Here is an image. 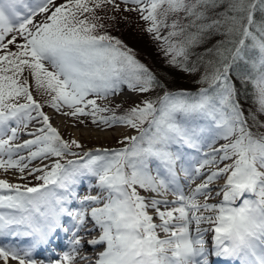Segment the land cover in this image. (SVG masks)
I'll return each instance as SVG.
<instances>
[{
	"label": "snow or ice",
	"instance_id": "6c2138e0",
	"mask_svg": "<svg viewBox=\"0 0 264 264\" xmlns=\"http://www.w3.org/2000/svg\"><path fill=\"white\" fill-rule=\"evenodd\" d=\"M122 2L136 5L125 11H137L147 22L145 30L161 42L171 66L189 73L203 69L197 83L204 87L167 90L120 39L100 33L104 24L97 9L107 4L118 9L115 0H66L39 23L34 18L49 13L54 0H0V170L15 169L21 180L34 176L41 182L29 186L0 179V239L30 238L24 247L0 245V259L74 264L83 247L79 233L98 228L99 237L88 241L93 249L105 245L95 264H211L209 256L228 264H264V132L259 131L264 128V0ZM221 8L216 18L209 17ZM16 34L23 43H16ZM213 35L222 39L190 65L191 49ZM29 78L58 112L67 107L71 111L64 115L90 116L92 123L109 127L123 124L139 134L126 136L121 141L126 147L81 155L73 149L82 145L65 140L44 114ZM235 81L251 85L256 107L247 115ZM123 86L163 92L122 115L97 103L119 95ZM34 120L41 126L25 132L33 138L16 143ZM220 140L225 143L217 147ZM33 161L40 165L30 167ZM88 176L97 182L80 195L77 186ZM220 179L225 182L215 194L222 199L209 203L211 186ZM138 189L155 195L146 198ZM169 192L174 200L156 198ZM73 201L78 208L69 207ZM64 217L71 218L68 226ZM89 217L92 226L86 227ZM203 223L212 227L202 229ZM209 230L211 248L204 239ZM58 231L68 237L67 250L52 248L49 257L37 259L36 252L48 248Z\"/></svg>",
	"mask_w": 264,
	"mask_h": 264
},
{
	"label": "rangeland",
	"instance_id": "374dc122",
	"mask_svg": "<svg viewBox=\"0 0 264 264\" xmlns=\"http://www.w3.org/2000/svg\"><path fill=\"white\" fill-rule=\"evenodd\" d=\"M66 0H54V3L49 6L50 12L49 13H42L37 15L34 18V23H39L45 19L47 15H50L51 11L55 10V7L60 6L61 4H64ZM115 3L119 5V8L116 9L113 5L107 4L105 5L102 9H97V15L105 18V17H117L118 19L121 18V23L124 25L126 30H130L133 35L131 36V39L129 40L131 43H134V38L139 35V33H144L147 34L148 32L145 30L148 26L147 22L141 19L140 14L137 11H125L126 8H135L136 5L133 4H124L122 0H115ZM118 26H113V34L117 33L118 31ZM100 33H104V31H100ZM17 35V44L23 43V38L20 37L18 34ZM110 35V34H109ZM12 34H10L8 37L5 39V43H7L8 39H11ZM115 37V36H113ZM117 38V37H116ZM126 38V37H125ZM142 38V37H141ZM123 42V41H122ZM139 46L145 45L146 42L143 39H140L136 41ZM124 45H126L123 42ZM127 46V45H126ZM128 47V46H127ZM129 48V47H128ZM131 49V48H130ZM8 50L11 51H16V46L15 45H9ZM132 50V49H131ZM133 51V50H132ZM137 54L139 56V52L137 50L133 51V53ZM4 52L0 51V55H3ZM134 54V55H135ZM142 58V56H141ZM189 72H184L182 71L179 76L170 78V79H165L161 78V81L166 85L168 84H173L174 81H178L180 84H185L189 80V77H194V76H200L199 72L194 73ZM27 75V73H25ZM29 83L31 85V91L32 95L34 96V99H39L40 102H42L46 108H50V111H48V116L50 118V121L54 126L58 129V131H61V135H63L65 140L71 141L75 139L78 141L81 145L82 148L76 149L74 148V151H77L81 153V155L84 152L87 151H95L96 149H108V150H114V149H120L122 144L127 143H121V141L124 140L126 136L134 135L137 131L134 129L129 128L126 125L123 124H116L114 126H107L103 124H94L92 123V117L90 116H78V117H71L68 115H64L63 113L71 111L67 107H61L60 111L58 112L55 108L49 106V101L51 97L49 95H46L43 93L42 90H37L35 87L34 82L32 81L31 78H29ZM157 89L155 91H152V94H156ZM91 98V97H89ZM109 101H106L107 106L112 107L114 110H121L120 112L122 113L123 111L126 112L129 110L131 107L135 106L137 103L141 102L142 100H145L146 98L144 97L143 93H138V92H132L130 91L127 86H123V90L119 93V95L116 96H110ZM117 104H120L121 106L119 108L116 107ZM110 113H104V115H109ZM35 116V113H33ZM54 119V120H53ZM63 121V123H61ZM36 123V128L40 127L41 124L37 123V121L34 120ZM33 124V123H31ZM33 127L34 125H30ZM121 127V132L119 134L115 133L112 136H107L105 138H100L94 136H85V132L87 130L91 131H113L115 128ZM61 128V129H60ZM31 132V131H30ZM132 132V133H130ZM26 135V134H25ZM225 143V141L221 140L218 142V146L220 144ZM217 146V147H218ZM68 159H71L72 157H67ZM56 158H51L50 160L44 161V163H51L52 160ZM38 163V161H36ZM231 161H225V163H230ZM34 167V166H33ZM220 167H223V164L220 165ZM0 173H2L0 171ZM27 173V170H25V175ZM20 173H7L6 176L1 177V179L8 180L10 183H21V184H28L29 186H34L39 183L40 181L35 180L34 176H27L25 180L20 179ZM36 175H40V173H37ZM3 176V175H1ZM222 198V197H220ZM150 212V211H149ZM158 223V222H157ZM163 235V234H162Z\"/></svg>",
	"mask_w": 264,
	"mask_h": 264
},
{
	"label": "trees",
	"instance_id": "16d2710c",
	"mask_svg": "<svg viewBox=\"0 0 264 264\" xmlns=\"http://www.w3.org/2000/svg\"><path fill=\"white\" fill-rule=\"evenodd\" d=\"M221 9H216L209 11L208 15L210 18H216L215 12L221 11ZM181 17L183 14H180ZM261 14L257 13V19H260ZM174 17H170L169 20L173 19ZM101 23L104 24V28L100 29L99 31H104L107 34H110L111 36H115L121 41H123L129 48H131L133 51L137 50L140 54L139 56L135 54V57L143 64H145L161 81V78L170 79L176 76H179L181 74V70L179 68L173 67L168 63L169 57L164 54V52L161 49V42L157 41L153 38V34L147 33H139L138 36L134 38V43H131L129 40L131 39V36L134 32L131 33L130 30H126L124 25L121 23V18H117L115 16L113 17H105L101 21ZM182 23H187V20H182ZM113 26H118L117 33L113 34ZM191 31H195V29H191ZM167 32V29L164 30L162 34H165ZM126 37V38H125ZM142 37V38H141ZM143 39L145 40L146 44L139 46L136 41ZM222 39V37L219 36H211L210 39H206L205 43L191 49V52L193 53L190 56L189 64L192 63H198V57L202 56L205 53V50L208 48H211L217 40ZM142 56V58H141ZM207 59V57H205ZM203 69L201 68V72ZM201 72H199L201 74ZM192 73L191 75H193ZM200 76H194L189 77V80L185 84H180L178 81H174L173 84H168L166 89L169 91H176V90H187V91H194L197 89L198 86H204L200 83H197ZM235 80V77H233ZM163 82V81H161ZM238 89V100L240 101L243 108L246 110L245 115H247V110L252 109L255 110V104L253 103V95H252V88L251 85L242 86L239 81H235ZM163 92V89H157L156 94H152V92L149 93H143L144 97L146 99H155L158 95H161ZM121 110H115L117 115H122L125 112H120ZM260 120L264 121V116L260 117ZM249 125H252V121H249ZM146 126V125H145ZM258 129L256 127H253V131L256 132ZM259 131L264 132V128H260Z\"/></svg>",
	"mask_w": 264,
	"mask_h": 264
},
{
	"label": "bare ground",
	"instance_id": "6f19581e",
	"mask_svg": "<svg viewBox=\"0 0 264 264\" xmlns=\"http://www.w3.org/2000/svg\"><path fill=\"white\" fill-rule=\"evenodd\" d=\"M63 123V121L61 122ZM85 133V136H96V137H100V138H105L107 136H112L114 135L115 133L119 134L121 132V127H117L115 128L113 131H91V130H87V131H84ZM89 177V176H88ZM88 177H82L81 178V183L77 186V191L80 189L81 185H83L84 183H91V181L88 179ZM224 182H221L220 185H223ZM218 189H215V191H217ZM143 196V195H142ZM145 197H152L153 195H148V194H145L144 195ZM215 202V201H219L218 198H212L210 199L209 201H212ZM76 201H73V203H75ZM72 203V204H73ZM204 226H200L202 229L203 228H206V224L203 223ZM193 229L195 228V225L192 226ZM105 247V245H104ZM68 247H65V250H67ZM82 248H90V245L88 243H84L83 244V247ZM80 248V249H82ZM79 249V254L77 255L75 261H74V264H89L90 261L87 260V258L91 255H85L84 252L80 251ZM87 257V258H85ZM0 264H4V261L2 259H0ZM8 264H17L16 261H13V260H9L8 261Z\"/></svg>",
	"mask_w": 264,
	"mask_h": 264
}]
</instances>
